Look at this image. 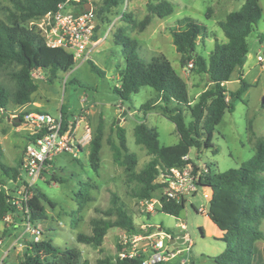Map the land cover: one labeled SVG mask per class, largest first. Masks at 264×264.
Returning a JSON list of instances; mask_svg holds the SVG:
<instances>
[{
	"label": "rangeland",
	"instance_id": "rangeland-1",
	"mask_svg": "<svg viewBox=\"0 0 264 264\" xmlns=\"http://www.w3.org/2000/svg\"><path fill=\"white\" fill-rule=\"evenodd\" d=\"M147 1L122 0L118 7L106 11L100 20L96 17L93 38L102 39L86 53L85 59L77 60L70 70L58 72L51 79L48 71H35L33 78L37 89L31 95L30 102L22 105L8 102L5 110L0 108L1 160L9 166L20 163L29 140L24 124L14 121L13 117L24 111L38 110L57 117L63 107L73 124H77L74 140L80 150L60 151L53 155L34 186L44 192L52 202V205L43 202L46 216L36 222L42 231L41 239L50 240L59 248H77L80 251L78 264H114L118 251L124 248L121 241L125 231L118 227L107 230L100 246L76 240L78 232L91 233L90 220L93 217H104L100 211L111 206L112 192L118 195L119 201L138 228L141 224H152L168 229L170 234H187V238L181 243H169L164 239L169 250L181 249L172 259L173 264L180 263L182 258L186 259V264H215L214 257L225 249V243L216 235V227L208 220L206 211L198 210L208 201L209 189L199 188L193 196L188 197L177 216L162 212L159 208L153 212L145 210L143 199L136 195L138 185L135 181L128 180L124 165L113 160L111 144L118 142L115 125L118 124L125 130L127 146L136 156V171L143 169L154 158L143 145L135 142L133 128L136 124L144 122L155 128L162 145L175 144L179 135L173 122L163 115L159 104L161 101H157L158 104L149 109H139L141 104L153 103L159 99L153 88L143 85L137 92L131 93L127 100H121L113 92V87L119 85L117 73L125 63L122 47L118 42L121 36H127L138 42L136 53L143 60L147 61L159 54L164 55L187 83L188 98L190 103L194 102L205 89V85L210 87L211 84L206 75L197 73L193 66L180 64V53L172 42L171 29L180 25L183 28V24H177V21L185 16L204 24L206 29L196 40V51L206 56L215 40L226 41L217 21L223 19L228 12L238 9L244 0H167L172 11L163 17L150 13L147 10ZM159 1L162 0H152L154 3ZM258 2L262 15L247 37V53L243 66L241 69L235 68L231 78L224 83L228 95V91L238 87L239 74L242 72L241 77L249 86L242 99L234 102L233 111H224L221 120L216 124L212 135L214 148L197 150L192 147L188 153L193 161H207L216 171L238 167L253 154L255 141L258 138L264 139V105L261 103L264 96V40L259 41V37L264 36V0ZM87 3H91L96 10L102 0H87ZM147 14L151 17L150 22L140 30L139 23ZM258 56L263 58L261 62L257 60ZM88 60L101 68L103 75L93 72ZM15 69L17 67L14 65L0 68V82L9 90L14 88L10 74ZM99 116L103 120V138L99 168L94 171L87 161L86 152L89 147L86 143L94 134ZM118 118L123 120L117 122ZM184 120L190 121L188 112L185 113ZM86 126L89 128V136H86ZM215 148L217 152L213 153ZM162 169L164 168L159 167L158 172ZM19 174L17 180L4 178L11 197L16 195L15 190L23 181L21 166ZM80 181L86 183L84 185L89 199L78 208L75 193ZM151 196H159V192L153 191ZM14 216L13 223L20 222V214ZM179 222L185 223V230L180 229ZM3 226L7 228L0 219V236L3 238L0 262L4 260L7 264L17 263L23 258L29 240L23 237L21 246L8 250L9 243L23 232L24 227L21 225L14 233L7 235L9 230H2ZM258 228L264 234V219L260 221ZM189 239L192 244L187 253L185 247ZM252 258L254 264H264V239L254 242ZM106 259L108 262H105Z\"/></svg>",
	"mask_w": 264,
	"mask_h": 264
},
{
	"label": "trees",
	"instance_id": "trees-1",
	"mask_svg": "<svg viewBox=\"0 0 264 264\" xmlns=\"http://www.w3.org/2000/svg\"><path fill=\"white\" fill-rule=\"evenodd\" d=\"M61 1L63 0H0V68L10 65L17 67L10 74L14 82L13 90H9L0 82L1 109L5 110L8 102L14 105L30 102L31 95L37 89V83L32 75L34 71H48L51 79L56 77L58 72H66L75 65L71 53L60 47L46 46L39 33L28 25L30 20L54 10ZM84 3H87V0L78 3L75 11H83ZM121 3L122 0H102L100 6L96 8V16L98 19L101 18L106 11L118 7ZM147 10L158 17L168 15L172 11L167 0L157 3L148 0ZM261 15L262 9L258 0H244L238 9L228 12L223 19L217 21L226 41L215 40L206 56L196 51V40L205 32V25L199 24L189 16L177 21V24H183V28H180V25L171 29V35L175 49L180 53V64L184 66L192 61L193 69L206 75L207 81L211 84L202 90L192 103L188 98L185 80L164 55L159 54L145 61L136 53L138 42L121 36L118 44L122 47L125 63L118 70L119 85H114L113 92L121 100H127L129 95L137 92L141 86H150L159 95V99L153 103L145 102L139 109H149L152 105H157V101H161L159 104L163 115L173 122L179 135L175 144L162 145L155 128L144 122L136 124L133 128L135 142L143 145L147 153L154 156L143 169L136 171L134 169L136 156L127 146L125 130L120 125H115L118 142L111 144L113 160L124 165L128 180L135 181L138 185L136 195L140 199L149 198L157 189L155 178L159 167L181 164L182 156L188 154L192 147L197 150L214 148L212 135L216 124L221 120L224 111H233L234 102L242 99L249 86L241 77L242 72L239 74L238 87L228 91V95L224 83L231 78L235 68H242L247 53V37ZM150 18L149 14L143 17L139 23L140 30L149 24ZM262 40L263 35L259 37V41ZM88 62L93 72L103 75L102 69L93 61ZM26 112L13 119L22 120ZM186 112L190 116L188 122L184 120ZM60 113L62 130H65L70 118L63 107L60 108ZM102 138L103 120L99 116L94 134L88 141L87 161L94 171L99 168ZM216 152L215 148L213 153ZM1 157L0 147V184H4V178L17 180L22 157L20 163L14 166L5 164ZM84 184L86 183L80 181L75 193L78 208L82 202L89 199ZM199 186L211 191L207 201L210 202V206L206 214L223 232L219 239L225 243V249L214 257L215 264H254L253 244L258 239H264L263 232L258 228V224L264 219V139L258 138L255 141L253 154L238 167L223 171L210 169L199 181ZM31 190L33 192L29 201L31 218L33 222H37L46 216L43 202L50 205L52 202L35 186H32ZM9 198L10 195L0 189V219L7 212L14 210ZM110 201L109 208L99 210L104 217H93L90 220V234L82 232L76 234L78 242L100 246L109 228L118 227L127 232L138 230L116 193H111ZM183 205V201H163L159 209L177 216ZM108 216L115 218L111 219ZM163 230L170 233L168 229ZM118 247L121 249L120 245ZM79 257L80 251L77 248H59L50 240L41 239L26 243L23 258L12 264H78ZM105 262H108V259ZM0 264L7 262L2 260ZM114 264H139V261L117 257Z\"/></svg>",
	"mask_w": 264,
	"mask_h": 264
},
{
	"label": "built area",
	"instance_id": "built-area-1",
	"mask_svg": "<svg viewBox=\"0 0 264 264\" xmlns=\"http://www.w3.org/2000/svg\"><path fill=\"white\" fill-rule=\"evenodd\" d=\"M80 2L82 0H63L56 5L54 10H49L28 22L29 27L43 38L46 46L63 48L72 54L75 62L85 59L86 53L102 39L101 37L93 38L97 17L95 8L91 3L90 5L84 3V6H89V10L84 9L77 12L75 9L78 8ZM257 60L261 62L263 58L258 56ZM187 65L191 67L192 61H189ZM35 74L34 71L32 75ZM19 121L24 124L29 136L20 163L23 181L15 190L14 197H11L5 184H0V189L10 195L9 202L14 206V210L7 212L2 217V221L9 227L13 223L14 215L20 214L19 223L24 229L11 242L8 250L21 246L23 237L28 238L29 242L41 240V228L31 218L29 204L33 194L31 187L35 185L36 179L40 178L41 172L53 155L60 151L80 150L74 140L77 124L72 125L73 122L70 120L67 128L62 130L61 113L54 117L47 112L28 111ZM86 129V135L89 136L87 126ZM182 160L181 164L165 167L158 172L155 178L158 187L155 191L159 192V196L143 199L147 212L160 208L163 201H183L185 203L188 197L193 196L199 190V181L212 169L209 162L193 161L189 154L182 156ZM198 210L206 211V203ZM178 225L180 229H186L185 223L179 222ZM172 236L175 235L167 233L160 226L141 224L137 231L124 232L121 241L124 248L118 251V257L137 259L139 264H173L172 259L181 249L169 250L166 247L164 239L169 242ZM180 236L184 240L187 238L185 232H182ZM2 242L3 238L0 236V245ZM191 244L192 241L189 239L185 247L187 253L190 251ZM178 264H186V259L182 258Z\"/></svg>",
	"mask_w": 264,
	"mask_h": 264
},
{
	"label": "crops",
	"instance_id": "crops-1",
	"mask_svg": "<svg viewBox=\"0 0 264 264\" xmlns=\"http://www.w3.org/2000/svg\"><path fill=\"white\" fill-rule=\"evenodd\" d=\"M181 76V75H180ZM118 77V76H117ZM186 85H187V83H186ZM207 87V84L205 85V88ZM204 90V89H203ZM123 120V118L121 119V121ZM86 136H88V135H86ZM83 137H85V135L83 136ZM86 144H88V142L86 143ZM87 153H88V151L86 152V156H87ZM210 195H211V191L209 192V196H208V199L210 198ZM208 216V215H207ZM208 220H211L209 217H208ZM213 223V222H212ZM213 225L216 227V232H217V236L220 238L221 236H222V234H223V232L221 231V230H219L218 228H217V226L213 223ZM21 226V223H19V222H15V224H13V225H11L10 227H7V228H4V226L1 228L2 230H6V229H8L9 231L7 232V235L9 234V233H14V231L16 230V229H18L19 227ZM161 227V226H160ZM162 228V227H161ZM163 229V228H162ZM22 232H20L19 234H21ZM180 234L181 233H176V234H174L176 237H181L180 236ZM7 235H6V237H7ZM12 242V241H11ZM11 242L9 243V245H8V247L10 246V244H11Z\"/></svg>",
	"mask_w": 264,
	"mask_h": 264
},
{
	"label": "water",
	"instance_id": "water-1",
	"mask_svg": "<svg viewBox=\"0 0 264 264\" xmlns=\"http://www.w3.org/2000/svg\"><path fill=\"white\" fill-rule=\"evenodd\" d=\"M88 4L90 5V3H88ZM84 9L89 10V6H84ZM261 103H262V105H264V96H263L262 99H261ZM120 119H121V118H118V119H117V122H119ZM14 121H19V119H14ZM206 206H207V208H209V206H210V202H207V203H206ZM183 241H184L183 237L172 236V237L169 239V243H174V242L181 243V242H183Z\"/></svg>",
	"mask_w": 264,
	"mask_h": 264
}]
</instances>
